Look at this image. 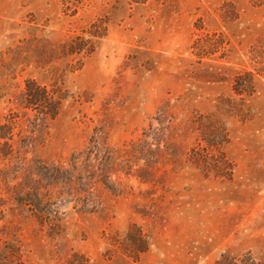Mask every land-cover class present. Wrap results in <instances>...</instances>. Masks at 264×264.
Wrapping results in <instances>:
<instances>
[{"label":"rangeland","instance_id":"1","mask_svg":"<svg viewBox=\"0 0 264 264\" xmlns=\"http://www.w3.org/2000/svg\"><path fill=\"white\" fill-rule=\"evenodd\" d=\"M93 22L107 26L95 50L64 53ZM258 69L264 2L0 0V264H264ZM245 71L255 92L241 97ZM28 79L66 89L55 118L24 106ZM218 126L223 158L201 139ZM136 228L149 249L133 258Z\"/></svg>","mask_w":264,"mask_h":264},{"label":"trees","instance_id":"2","mask_svg":"<svg viewBox=\"0 0 264 264\" xmlns=\"http://www.w3.org/2000/svg\"><path fill=\"white\" fill-rule=\"evenodd\" d=\"M254 4L259 5L264 2V0H251ZM226 6V4H225ZM230 17V21H235L239 18V12L234 5H232V9L230 11H224L223 17ZM227 20V19H226ZM98 22H93L89 28L84 29L86 33L85 36L77 35L76 39H73L71 43L63 44L64 53L68 54H90L92 53L97 45V42L107 35V26L102 25L100 29H98ZM215 35H218L217 41L220 43V46L224 48L226 45L224 44L225 39L222 33L214 32ZM208 36L205 38L203 36L196 38L194 42L195 53L202 57L203 54H206V48L208 46ZM223 44V45H222ZM67 46V47H66ZM261 74H264L263 69H258ZM255 83H256V74L253 71H245L237 74L233 80L232 88L235 94L244 97L251 96L255 92ZM67 99V91L62 87H52L49 88L47 85L40 84L38 81L34 79H28L26 81L25 89H24V106L31 109H36L41 113L45 114L50 118H55L64 101ZM219 127V126H218ZM213 128V133L203 132L201 133V139L204 140L205 145L204 149L207 150L213 149L218 151L223 158L222 145L228 140V132L225 128ZM11 132V126L7 122H0V140L3 138H9ZM202 132V130H201ZM192 150H196V148H192ZM194 162L196 161V156L191 157ZM210 168V167H207ZM213 168L218 176L230 178V172L227 169V165H223L222 170L217 167ZM227 169V170H226ZM230 176V177H229ZM126 241L134 242L135 248H131L129 250V255L133 258H138L142 253H145L149 249V239L145 232L142 229L136 228L135 232L127 231L126 233ZM126 250V249H125ZM242 264H262V262L257 261L253 258L242 260ZM67 264H90L89 258L82 253H74L68 260ZM232 264H238L237 261L232 262Z\"/></svg>","mask_w":264,"mask_h":264}]
</instances>
